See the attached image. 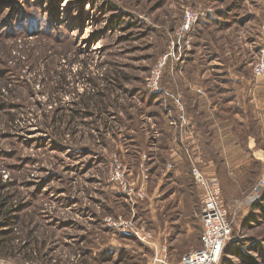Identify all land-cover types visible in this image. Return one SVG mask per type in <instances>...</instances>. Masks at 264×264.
Instances as JSON below:
<instances>
[{
  "label": "rangeland",
  "instance_id": "obj_1",
  "mask_svg": "<svg viewBox=\"0 0 264 264\" xmlns=\"http://www.w3.org/2000/svg\"><path fill=\"white\" fill-rule=\"evenodd\" d=\"M244 1L0 0V264H163L174 235V245H193L185 253L200 246L202 192L192 175L200 166L191 162L184 185L164 177L162 197L184 190L197 205L183 234V221L174 224L181 213L156 204L147 141L172 105L188 125L181 92L167 80L204 62L202 41L255 57L262 37L250 44L252 30L237 27H261L264 0ZM187 7L198 18L180 39ZM218 11L224 25L213 21ZM246 11L258 17L239 25ZM255 165L229 173L225 186L217 177L231 223L218 264H264V187L254 192L264 172Z\"/></svg>",
  "mask_w": 264,
  "mask_h": 264
},
{
  "label": "crops",
  "instance_id": "obj_2",
  "mask_svg": "<svg viewBox=\"0 0 264 264\" xmlns=\"http://www.w3.org/2000/svg\"><path fill=\"white\" fill-rule=\"evenodd\" d=\"M231 4L226 10L229 13L234 6V3ZM262 8L261 12L264 13V6ZM223 14L224 11H218L214 23L224 25L228 22L219 19ZM248 14L246 11L236 18L239 25L245 26L258 17ZM215 28L218 31L225 29ZM237 28L241 31L248 28L252 30L250 44H255L256 40L260 42V27ZM207 41H202L206 54L203 63L197 66L194 61H190L184 66V72L179 78L169 75L167 80L168 85L177 86L174 92H181L179 95L183 99L188 125H181L178 111L172 105L168 123L154 122L155 135L150 136L147 141L152 165L150 174L158 177L153 190L156 204L160 212L168 202L167 208L172 207L181 213L175 218L174 224L183 221V234L191 232L187 230V226L189 223L192 226L194 220L189 219L188 222L187 219L199 214L194 211L197 205L188 198V191L184 190L182 198L177 196V199H173V192L162 197L164 177L168 176L167 179H172L174 183L184 185L190 178L191 165L198 164L206 176L218 177L225 186L229 173L239 176L249 172L252 164L258 165L264 172V79L255 77L252 73L254 56L249 54L245 57L244 52L240 53V47L237 52L226 50L225 43L218 45L217 41H213L215 47H211V40ZM198 89H201L200 92ZM165 160L171 165L167 166ZM156 164L158 166L153 169ZM167 226L166 222L159 227V243L163 235L167 234ZM165 236L168 239V235ZM178 238V235H174L168 242L169 246L167 245L173 262L178 261L193 246L190 243L174 245L180 240ZM184 239L185 237L182 238ZM152 245L156 251L159 250L155 241H152ZM174 256L177 258H172Z\"/></svg>",
  "mask_w": 264,
  "mask_h": 264
},
{
  "label": "built area",
  "instance_id": "obj_3",
  "mask_svg": "<svg viewBox=\"0 0 264 264\" xmlns=\"http://www.w3.org/2000/svg\"><path fill=\"white\" fill-rule=\"evenodd\" d=\"M197 18L198 13L195 10L189 7L184 10L182 23L177 29V34L180 39L184 38L189 33ZM259 32L262 37V42L259 45L258 52L253 59L251 69L255 77H261L264 79V23L261 25ZM184 42L187 46L189 45L188 39ZM169 56V53H165L158 58L156 63L151 68L147 81L149 87H157L162 70L167 63ZM181 118H183V115ZM185 123L186 120H184V124ZM192 175L197 187H199L202 192V205L200 210V222L202 226L201 244L198 248L184 253L176 262H172L166 257H162L163 264H218L225 243L231 236V223L227 217V208L223 204L221 186L218 178L204 175L197 166L192 167ZM121 177V167L117 164L114 167L112 179L118 180L121 179ZM263 187L264 175H262L258 181L254 192L257 193L259 189ZM142 194L143 192H140L139 195L141 196ZM239 202L240 201L237 203ZM240 204L241 203H239V205ZM150 238V233L142 235V239L147 240ZM163 251H166L165 247H163Z\"/></svg>",
  "mask_w": 264,
  "mask_h": 264
},
{
  "label": "trees",
  "instance_id": "obj_4",
  "mask_svg": "<svg viewBox=\"0 0 264 264\" xmlns=\"http://www.w3.org/2000/svg\"><path fill=\"white\" fill-rule=\"evenodd\" d=\"M225 248V247H224ZM224 250V249H223Z\"/></svg>",
  "mask_w": 264,
  "mask_h": 264
}]
</instances>
